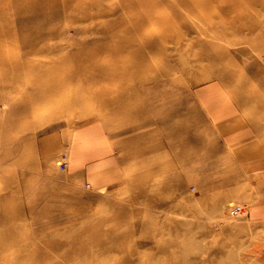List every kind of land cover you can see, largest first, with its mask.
Wrapping results in <instances>:
<instances>
[{"label":"rangeland","instance_id":"1","mask_svg":"<svg viewBox=\"0 0 264 264\" xmlns=\"http://www.w3.org/2000/svg\"><path fill=\"white\" fill-rule=\"evenodd\" d=\"M61 1L0 0V264H264V0ZM77 51L106 80L32 99Z\"/></svg>","mask_w":264,"mask_h":264},{"label":"bare ground","instance_id":"2","mask_svg":"<svg viewBox=\"0 0 264 264\" xmlns=\"http://www.w3.org/2000/svg\"><path fill=\"white\" fill-rule=\"evenodd\" d=\"M4 1H6L7 4H10L7 14L13 13L14 11L12 7V0H4ZM71 2L72 0L61 1L63 5L67 6V7H63L65 13H67L69 4ZM84 14L85 12L79 13L78 16L82 17L84 16ZM10 34L14 36L16 35L13 27L0 30V69L2 68L0 70V83H3L4 80H8V79H20L21 77L18 74L23 72V69L18 71L20 67L26 69V67H28V64L31 67H37L34 63L32 64L27 60L23 61L24 55L22 51V47H23L22 41H18L19 39H17L16 43L13 42L10 44L5 41L4 38L8 35L10 36ZM259 41L261 43L264 42V36L260 37ZM84 59H86L87 61L84 62ZM92 59H93V55L91 53H87L86 51H79L78 54L75 52H70V54H67L64 57L55 59V61L52 64H48L51 66L50 70L46 69L43 71V68L31 69L30 75H33L35 73V77L37 78L36 79L37 81L36 82L34 81L32 83L31 87L27 90V92H29V95H31L32 99L42 101V94L46 92V89L41 88V90H39L38 86H39V81L45 78L46 72L49 71L53 73L56 72L66 73L65 71H67L66 76L68 77L63 79H56V81L58 82L48 87L50 91V95L52 96V102L60 98V103H63L62 107L65 106L64 107L65 109H72L74 107L75 108L79 107V105H81V103L83 102L82 100H78V102L76 103V98L72 95L67 94L65 91L61 96H57V93H59L62 90L61 88H63L68 84H71L72 82L79 84L78 85L79 90L77 93H80V88H81L80 84L86 85V83L89 82L105 81L106 79L103 78L101 74L95 75L92 73L91 65L85 64L86 62H90ZM210 79L212 78L207 79V81H210ZM119 102H121V100ZM118 105H120V103H118Z\"/></svg>","mask_w":264,"mask_h":264},{"label":"crops","instance_id":"3","mask_svg":"<svg viewBox=\"0 0 264 264\" xmlns=\"http://www.w3.org/2000/svg\"><path fill=\"white\" fill-rule=\"evenodd\" d=\"M234 115L232 114V117L231 118H233ZM254 124H255V122H254ZM254 124L252 125L253 126V128H252V131L253 132H258L259 130H261V128H263L261 125H255L254 126ZM220 129H221L222 135H226V137L229 138L228 140L233 145L236 143V141H245V138L248 137L246 135L248 133L242 131V129H238L237 128V129L233 130L232 132H230V134L227 133L228 127L221 126ZM224 132H226V134ZM227 135H229V136H227ZM253 166H255V165H253ZM253 174H255V173H253ZM253 219H254V222L256 221V222L262 223V225H264V211H263V208L257 207V209L254 210V212H253Z\"/></svg>","mask_w":264,"mask_h":264},{"label":"built area","instance_id":"4","mask_svg":"<svg viewBox=\"0 0 264 264\" xmlns=\"http://www.w3.org/2000/svg\"><path fill=\"white\" fill-rule=\"evenodd\" d=\"M231 212H230V216L233 218H237L239 215L244 214L245 209H243V207L241 206H237V207H232L231 208Z\"/></svg>","mask_w":264,"mask_h":264}]
</instances>
